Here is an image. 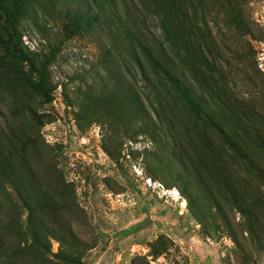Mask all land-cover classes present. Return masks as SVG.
<instances>
[{"label":"rangeland","instance_id":"1","mask_svg":"<svg viewBox=\"0 0 264 264\" xmlns=\"http://www.w3.org/2000/svg\"><path fill=\"white\" fill-rule=\"evenodd\" d=\"M240 123L264 129V0H0V232L22 263L264 264V143Z\"/></svg>","mask_w":264,"mask_h":264},{"label":"trees","instance_id":"2","mask_svg":"<svg viewBox=\"0 0 264 264\" xmlns=\"http://www.w3.org/2000/svg\"><path fill=\"white\" fill-rule=\"evenodd\" d=\"M97 1V0H95ZM75 20H76V25H81V24H86V21L84 19L79 18L78 16H74ZM167 33H169V30H165ZM170 41V40H169ZM172 41V40H171ZM151 56V55H150ZM152 57V56H151ZM167 59L169 61H171L169 59V57H167ZM167 60H165L164 62H166L167 64L172 66V63L169 62ZM157 65H162L161 61L157 62ZM168 68H165V73L168 75L167 70ZM170 78H172V75H168ZM177 85L180 86V84L182 83V81L179 79L177 82ZM184 87V86H183ZM187 96L188 92L186 93ZM188 102L191 105L192 109H194L198 114H202L203 116H205L209 121H211L214 124H217L218 121L216 120V115L218 116H225L222 112L217 111V110H212L209 107L208 102L203 98H198L197 100H192L188 98ZM224 105L227 107V103L225 102ZM218 106V105H217ZM227 110L232 111L233 109L231 107H229ZM247 119V118H245ZM242 125L241 131H242V136H240V139L242 141H252V137H254L257 141L264 143V129H260L257 126L253 125L251 127L247 126L246 123H240L239 126ZM238 126V127H239ZM218 127V131L221 135H223V137L225 138L226 141H228V143L231 145V147H235V143L232 142L230 139L231 137L229 135H226L225 132L223 131V129L220 126ZM243 161L248 165V167L251 170H254V165L252 164L251 160L249 159L248 155L246 153L241 155ZM256 173L259 172L260 174L262 173L261 170H254ZM38 242H41V240H39ZM65 243L68 244V240H64ZM46 246L50 244V240L45 238L44 242H41V246L45 249V244ZM13 244H11V241L8 239V237L6 236V234H2L0 232V264H24L21 261V256L22 253L26 250L25 248H22L21 244L18 246H12ZM9 246H11L12 248L10 249ZM8 251H12V254H8ZM62 254L60 255H56L55 257L60 259V260H66V261H73V260H68L67 258L64 259L62 257ZM21 261H20V260Z\"/></svg>","mask_w":264,"mask_h":264}]
</instances>
